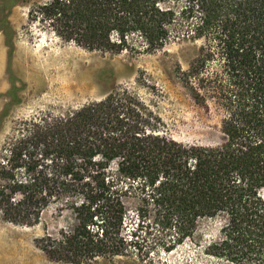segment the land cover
<instances>
[{
  "label": "trees",
  "instance_id": "1",
  "mask_svg": "<svg viewBox=\"0 0 264 264\" xmlns=\"http://www.w3.org/2000/svg\"><path fill=\"white\" fill-rule=\"evenodd\" d=\"M29 17L90 50L143 54L180 44L178 83L198 105L221 111L224 137L168 136L126 88L24 119L0 148L2 218L33 226L53 205L68 213L69 226L46 227L35 243L73 264L122 256L152 264L151 248L171 251L195 237L201 219L219 218L206 252L264 264V0H43ZM141 231L156 240L144 244Z\"/></svg>",
  "mask_w": 264,
  "mask_h": 264
},
{
  "label": "rangeland",
  "instance_id": "2",
  "mask_svg": "<svg viewBox=\"0 0 264 264\" xmlns=\"http://www.w3.org/2000/svg\"><path fill=\"white\" fill-rule=\"evenodd\" d=\"M40 1L0 0V148L24 119L62 115L121 88L135 94L161 119V130L168 136L186 143L223 139L221 111L213 104L209 110L198 105L178 83L180 44L143 54L86 49L61 39L48 22L29 17L31 6ZM182 63L187 67L186 60ZM70 222L69 214L59 216L54 205L33 226L6 221L0 212V232L10 234L14 245L0 238V264H73L50 259L35 243L46 227L54 234ZM131 224L135 226L134 221ZM220 227L219 218L201 219L193 239L171 251L151 248L152 264H233L205 250L218 238ZM139 237L144 244L156 240L144 231ZM83 264L110 263L100 258ZM114 264L133 263L122 256Z\"/></svg>",
  "mask_w": 264,
  "mask_h": 264
},
{
  "label": "bare ground",
  "instance_id": "3",
  "mask_svg": "<svg viewBox=\"0 0 264 264\" xmlns=\"http://www.w3.org/2000/svg\"><path fill=\"white\" fill-rule=\"evenodd\" d=\"M0 238L4 242H9L10 246L11 245L14 246L13 242L11 241L12 239H10L11 238L10 234H4V233L0 232ZM20 264H29V262H23L22 261V262H20Z\"/></svg>",
  "mask_w": 264,
  "mask_h": 264
}]
</instances>
